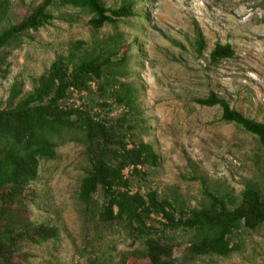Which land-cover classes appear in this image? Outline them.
<instances>
[{
	"label": "rangeland",
	"instance_id": "374dc122",
	"mask_svg": "<svg viewBox=\"0 0 264 264\" xmlns=\"http://www.w3.org/2000/svg\"><path fill=\"white\" fill-rule=\"evenodd\" d=\"M44 0H0V34L23 21ZM117 9L124 0H101ZM136 17L95 30L91 17L72 8L52 9L54 20L37 33L0 52V112L29 98L39 79L59 58L72 68L86 58L111 55L110 72L134 91L133 109L120 106V86L110 77L88 92H73L63 105L90 112L96 119L126 132L128 149L152 146L158 162L123 172L128 187L118 188L149 205L150 195L182 212L210 204L207 189L232 207L249 188L264 198V149L256 137L221 121L220 107L198 100L214 92L245 117L264 124V0H133ZM205 44L202 55L197 41ZM77 42L83 47L75 48ZM116 45V50L110 48ZM230 45L235 55L216 65L210 55ZM109 51V52H108ZM106 88V92L101 90ZM122 119L127 122L120 123ZM53 160L42 161L38 180L29 185L25 205L13 206L33 226L57 228L56 241L24 242L15 254L21 264H151L144 257L142 235L124 222L104 223L98 195L91 207L79 201L82 180L91 163L81 134L57 138ZM166 220L152 214L146 221L153 235L172 248L170 264H264V225L243 228L231 237L236 252L229 257L192 258L193 233L164 231Z\"/></svg>",
	"mask_w": 264,
	"mask_h": 264
},
{
	"label": "trees",
	"instance_id": "16d2710c",
	"mask_svg": "<svg viewBox=\"0 0 264 264\" xmlns=\"http://www.w3.org/2000/svg\"><path fill=\"white\" fill-rule=\"evenodd\" d=\"M135 2L124 0L117 9L107 8L101 0H44L23 21L9 27L0 34L2 49L21 42L27 33H37L54 20L52 9L72 8L91 17L90 27L101 30L107 25H116L123 20L136 17ZM198 53L202 55L204 42L197 41ZM82 42L75 48L80 50ZM116 50V45L110 50ZM109 52V51H108ZM235 55L230 46H217L211 53L213 65L232 59ZM111 55L86 58L72 68L71 60L59 57L47 74L39 79L33 94L16 102L18 93L13 89L10 108L0 112V264L15 262V254L24 242L39 245L56 241L57 228L46 225L33 226L19 208L25 205V193L29 185L38 180L42 161L56 157L57 138L68 134H81L85 139L87 157L91 163L88 175L82 180L79 201L91 207L100 195L103 204L98 212L99 221L124 222L142 235L145 244L144 257L151 264H170L173 252L163 238L153 235L154 229L146 221L152 214L162 215L166 220L164 231L183 229L193 233L188 255L192 258L204 256L229 257L236 247L231 237L246 228L255 231L264 225V198L255 189L242 194V203L232 207L224 198L205 190L210 201L207 208L182 212L175 221V208L167 201L159 202L150 195L149 205L138 196L121 192L119 187H128L123 177L124 170L147 162L157 165L158 159L150 145L140 144L130 150L125 142L126 132L113 124L96 119L90 112L78 108H66L63 103L73 92H88L92 84L110 77V88L120 86L123 94L117 96L120 106L133 109L134 91L119 83L110 69L114 66ZM106 88L101 90L106 92ZM203 107H220L221 121L234 125L258 140L264 149V124L245 117L232 108L227 100L211 92L206 99L197 101ZM120 123L127 122L122 119Z\"/></svg>",
	"mask_w": 264,
	"mask_h": 264
}]
</instances>
